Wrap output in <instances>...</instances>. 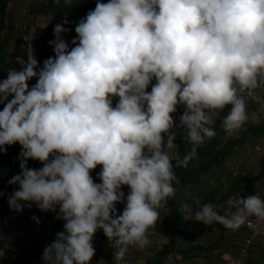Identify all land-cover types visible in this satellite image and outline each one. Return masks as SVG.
<instances>
[{
    "label": "clouds",
    "instance_id": "obj_1",
    "mask_svg": "<svg viewBox=\"0 0 264 264\" xmlns=\"http://www.w3.org/2000/svg\"><path fill=\"white\" fill-rule=\"evenodd\" d=\"M67 24L55 25L48 42L55 55L42 67L28 50L27 61L16 58L21 69L0 81V151L22 147L21 172L8 181L19 189L8 204L59 209L64 230L45 248V264H92L99 230L116 264H125L130 248L150 246L159 210L178 192L175 168L216 137V120L231 137L248 123L249 101L264 112V0H96L71 48ZM179 129L193 146L174 165ZM98 165L101 183L91 175ZM228 203L235 212L220 215L212 203L195 211L184 203L181 211L231 231L253 227L252 217L264 222L258 194ZM117 204H125L122 214Z\"/></svg>",
    "mask_w": 264,
    "mask_h": 264
},
{
    "label": "trees",
    "instance_id": "obj_2",
    "mask_svg": "<svg viewBox=\"0 0 264 264\" xmlns=\"http://www.w3.org/2000/svg\"><path fill=\"white\" fill-rule=\"evenodd\" d=\"M27 2L28 0H19ZM10 0H0V81L7 78V71L11 68L19 70V64L16 63L18 52L24 49L23 37L16 25L15 10L7 9ZM107 3L109 0H102ZM28 3V2H27ZM26 3V4H27ZM18 7L17 3L14 4ZM29 8V14L34 18H41L48 26L40 31L39 37L34 42V48L37 55L41 58L48 59L55 55L53 48L49 45V41L54 40V27L57 23H63L67 18L69 24L64 25L65 28L71 29L70 32L64 34V39L69 43L70 48L73 38L77 37L75 28L81 18L86 17L90 10L96 7V0H49L33 4ZM21 5L16 8L19 11ZM19 13V12H17ZM17 17V16H16ZM54 19L52 20V18ZM24 18V17H23ZM52 20V21H51ZM45 25V26H46ZM26 51V50H25ZM43 61V62H44ZM37 83L34 78L29 82L30 88ZM156 82H153V84ZM117 101L114 102L115 103ZM4 108L0 104V111ZM184 108L181 106L178 112L173 114L179 123V116L183 114ZM227 114V109L223 115ZM179 129V135L174 141L179 146L178 152L173 154V164L175 165L179 159L189 153L192 149V143L188 138H183ZM217 135L214 139L208 141L205 145L198 149V155L193 158L187 167L175 168L176 175L180 181L178 185H174L177 189L175 198H170L165 208L160 211L162 216L164 229V237L166 241L154 245L151 249V256L146 257L143 262H133L126 259L125 264H184V262H192L195 258L200 257L204 264L208 263V259L220 260L224 263L225 255H235L243 240L246 232L245 226L238 231H231L222 228L221 233L216 235V224L209 226L210 234L214 236L212 242L204 246L198 242H194L193 229L203 222H197L194 217L186 220L184 213L181 211L183 203L180 202V195L184 190L190 191V198L187 200L193 211L198 210L205 203H212L222 209H216L218 214L225 215V212H235L236 209L229 205L230 199L242 198L245 194L253 195V187L264 181V153L257 156L258 171L255 174L251 172L245 173L240 169L231 170L229 174L231 179L227 182V190L219 192L217 188L209 187L207 180L214 176L216 169L223 167L225 161L233 155L235 150L244 148L249 142L250 136L264 138V123L260 125H250L240 131L237 136H228L222 127L221 119L218 118L215 124ZM260 144L261 143H257ZM256 145V144H255ZM254 146V145H252ZM252 149V147H250ZM22 151L19 143L8 146L7 153L0 151V264H45L43 253L45 248L57 239V233L64 230V221L57 219V213L43 212L35 203L24 204L23 211H16L10 208L8 204V196L19 189V185H9L8 181L17 174H20V161L18 159ZM30 168L39 169L43 164L36 160H29ZM101 166H97L91 172L96 183H100L98 172ZM123 191L127 195L130 191L128 186L123 187ZM240 194V195H239ZM198 199V201H196ZM125 204H117L118 212L122 214ZM33 217H37L34 220ZM46 225L45 231L35 234L38 224ZM240 238L239 244L233 243L234 234ZM95 240V241H94ZM93 246L96 249V255L93 257L92 264H116L114 253L116 249L109 243L108 238L99 230L94 236ZM235 246V251L227 254L225 246ZM257 244V243H256ZM256 247V246H255ZM216 258V259H215ZM250 259V258H249ZM200 261V262H201ZM249 260L247 261L248 264Z\"/></svg>",
    "mask_w": 264,
    "mask_h": 264
},
{
    "label": "rangeland",
    "instance_id": "obj_3",
    "mask_svg": "<svg viewBox=\"0 0 264 264\" xmlns=\"http://www.w3.org/2000/svg\"><path fill=\"white\" fill-rule=\"evenodd\" d=\"M45 1H49V0H28L27 2H21L19 0H10V2L8 3L7 9L8 10H15V20L14 22H16V25L18 26V30L20 31V36L23 37V44H24V49L20 50L18 52V57L23 58L25 61H27L28 59V50H33L34 54L37 56L38 61H39V65L42 67L43 66V61L44 59L41 58L39 55L36 54L35 52V48H34V42L35 40L39 37V35L41 34L40 31H38L39 29L42 30L45 27V23L42 21L41 18H33V16H31V14H29V8H33L31 7L33 4H38L39 2H45ZM17 3L19 5H17L18 7L21 5L22 9H19V13L16 12V7L14 4ZM27 3V4H26ZM24 17V18H23ZM25 37H27V40L25 39ZM26 50V51H25ZM19 70L21 69V66L19 65ZM153 82H156L155 80H153ZM151 90H149L150 92ZM259 105L256 104L255 102L249 101V107H248V111H249V115H250V119L248 121V123L245 125V128L250 126V125H260L261 123H264V112H260L259 111ZM183 138H188L187 137V133L186 130H183L182 132ZM257 143H261L264 144V138L262 137H252L250 136L249 142H247L246 144H248L247 148H250L252 145L257 144ZM246 150H242V148H240L239 150H235L233 155L230 156L224 163L223 167H220L218 169L215 170L214 172V176L212 178H209L207 180V185H209V187L213 188H217V190L219 192H224L227 190V182L231 179V176L229 174V169L231 168V170H233V168L235 170H241L242 172L248 173L251 172L252 174H255L258 171V158L257 156H253L252 154L247 155L246 154ZM175 153H172V156ZM232 159H234V161L240 160V163L237 164H232L229 163L232 161ZM256 187V186H255ZM253 187V190L254 188ZM252 190V192H253ZM190 191L189 190H184L181 195H180V202L181 203H187L188 199L190 198ZM248 196H251V194H245L242 198H247ZM198 201V199L196 200ZM234 207V206H232ZM235 208V207H234ZM236 209V208H235ZM161 210V209H160ZM161 220L158 221L157 225H156V230L151 231V234L149 235V239L151 241L150 246H148L147 248H145L144 250H139L136 248H130L129 253L126 256V259L133 261V262H143L146 257H150L152 252L150 248H153L154 245H157L159 243H163L166 241V238L164 237V232L162 231L164 229V224H163V219L162 216ZM38 229L36 231L35 234H39V233H43L46 229V225L44 223H40L37 225ZM216 235L221 233V231L223 230V226L220 224H216ZM193 237H194V242H198L199 244H202L204 246L209 245L212 240L215 237L212 236V234H210V228L208 225L205 224H199L198 227L194 228L193 230ZM234 240L233 243L239 244V240L240 238H238L236 236V233L234 234ZM95 241V240H94ZM93 241V242H94ZM241 241V240H240ZM226 250H228L227 254H230V252H234L235 251V246L230 245H226L225 246ZM256 248L259 249H255L254 252L252 251L250 253V259L248 264H264L261 257V248L259 246V244L257 243ZM202 259V258H201ZM200 259V257L195 258L192 262H184V264H204V262H202ZM216 259V258H215ZM221 260V259H220ZM220 260H212L211 258L208 259V263L210 264H221ZM201 261V262H200Z\"/></svg>",
    "mask_w": 264,
    "mask_h": 264
},
{
    "label": "built area",
    "instance_id": "obj_4",
    "mask_svg": "<svg viewBox=\"0 0 264 264\" xmlns=\"http://www.w3.org/2000/svg\"><path fill=\"white\" fill-rule=\"evenodd\" d=\"M24 47V46H23ZM155 84V83H154ZM153 84V85H154ZM151 90V85L148 91ZM8 147V146H7ZM248 145H246L244 150L247 155L252 154L253 156H257L259 154L264 153V144H256L252 147V149H247ZM229 163H240V160L234 161L232 159ZM102 166L98 174L101 172ZM99 178V176H98ZM100 180V179H99ZM102 181L100 180V183ZM258 194L261 198H264V181H262L259 185H257L253 190V195ZM253 220V227L245 226L246 232L243 235V240L237 250L235 255H225L223 257L224 263L223 264H247V261L250 257V253L255 249L256 243L259 244L261 248V257L262 261L264 262V222L256 223V218L252 217Z\"/></svg>",
    "mask_w": 264,
    "mask_h": 264
},
{
    "label": "crops",
    "instance_id": "obj_5",
    "mask_svg": "<svg viewBox=\"0 0 264 264\" xmlns=\"http://www.w3.org/2000/svg\"><path fill=\"white\" fill-rule=\"evenodd\" d=\"M256 245H257V244H256ZM255 249L257 250V249H259V248H256V247H255ZM255 249H254V250H255ZM254 250H253V252H254ZM256 250H255V251H256ZM261 261H262V260H261Z\"/></svg>",
    "mask_w": 264,
    "mask_h": 264
},
{
    "label": "bare ground",
    "instance_id": "obj_6",
    "mask_svg": "<svg viewBox=\"0 0 264 264\" xmlns=\"http://www.w3.org/2000/svg\"><path fill=\"white\" fill-rule=\"evenodd\" d=\"M249 260V259H248Z\"/></svg>",
    "mask_w": 264,
    "mask_h": 264
}]
</instances>
